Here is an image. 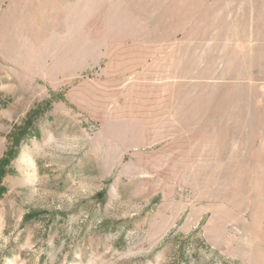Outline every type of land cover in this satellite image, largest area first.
<instances>
[{
  "label": "rangeland",
  "instance_id": "obj_1",
  "mask_svg": "<svg viewBox=\"0 0 264 264\" xmlns=\"http://www.w3.org/2000/svg\"><path fill=\"white\" fill-rule=\"evenodd\" d=\"M4 160L0 264H264V0H0Z\"/></svg>",
  "mask_w": 264,
  "mask_h": 264
},
{
  "label": "trees",
  "instance_id": "obj_2",
  "mask_svg": "<svg viewBox=\"0 0 264 264\" xmlns=\"http://www.w3.org/2000/svg\"><path fill=\"white\" fill-rule=\"evenodd\" d=\"M6 164V160H4V161H2L1 162V164H0V167H2V166H4ZM2 172V171H1ZM2 175L0 174V177H1Z\"/></svg>",
  "mask_w": 264,
  "mask_h": 264
}]
</instances>
